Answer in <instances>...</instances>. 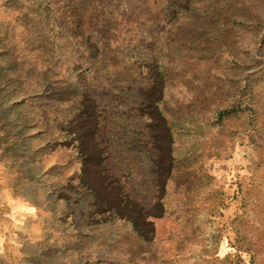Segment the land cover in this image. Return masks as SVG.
Segmentation results:
<instances>
[{
  "label": "rangeland",
  "instance_id": "rangeland-1",
  "mask_svg": "<svg viewBox=\"0 0 264 264\" xmlns=\"http://www.w3.org/2000/svg\"><path fill=\"white\" fill-rule=\"evenodd\" d=\"M0 264H264V0H0Z\"/></svg>",
  "mask_w": 264,
  "mask_h": 264
},
{
  "label": "crops",
  "instance_id": "crops-1",
  "mask_svg": "<svg viewBox=\"0 0 264 264\" xmlns=\"http://www.w3.org/2000/svg\"><path fill=\"white\" fill-rule=\"evenodd\" d=\"M7 190V189H6ZM7 192V191H6ZM7 195V194H6ZM9 195V194H8ZM8 201V200H7ZM9 205H11L12 208V213L11 215L15 216L18 214H23L24 217H28L29 215H32V206L31 205H26L25 203H20L17 200H12L9 202Z\"/></svg>",
  "mask_w": 264,
  "mask_h": 264
},
{
  "label": "trees",
  "instance_id": "trees-1",
  "mask_svg": "<svg viewBox=\"0 0 264 264\" xmlns=\"http://www.w3.org/2000/svg\"><path fill=\"white\" fill-rule=\"evenodd\" d=\"M231 112L232 110H224V115H230Z\"/></svg>",
  "mask_w": 264,
  "mask_h": 264
}]
</instances>
